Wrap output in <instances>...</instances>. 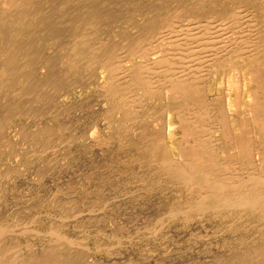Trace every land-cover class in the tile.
<instances>
[{"label":"bare ground","instance_id":"6f19581e","mask_svg":"<svg viewBox=\"0 0 264 264\" xmlns=\"http://www.w3.org/2000/svg\"><path fill=\"white\" fill-rule=\"evenodd\" d=\"M171 2L160 9L149 3L127 11L131 18L145 21L140 27L133 26L138 28L136 36H128L119 45L97 37L118 18L103 2L92 1L76 16L72 53L69 51L74 58L67 56V71H77L85 64L92 84L104 79L113 111L118 109L124 115L120 118L117 113L119 120L130 122L131 129L138 126L139 144L129 140L127 146L148 159L144 160L146 172L138 176L141 184L153 192L168 189L175 195L171 213L187 224L200 220L226 233L252 231V246L246 236L240 237L239 242L247 247L226 264H264V20L257 23L254 13L255 7H264V0H228L231 7L221 9L209 1L192 5ZM42 3L0 0V39H10V44L0 46V88H15L19 83L16 92L21 96L25 91H38L43 82H30L29 74L22 71V60L28 61L24 66L31 65V45H17L15 37L23 36L27 23L45 34H61L58 24L72 19L64 11L59 14L61 21L52 14L53 24L47 23L48 17L39 21ZM45 81L49 83L48 78ZM153 101L154 107L150 105ZM2 181L0 174V194ZM183 194L186 197H178ZM203 226L206 228L205 223ZM7 232L0 226V264H67V256L55 258L68 250L67 246L75 245L73 239L52 230L45 257L29 254L23 259L16 244L4 241Z\"/></svg>","mask_w":264,"mask_h":264},{"label":"rangeland","instance_id":"374dc122","mask_svg":"<svg viewBox=\"0 0 264 264\" xmlns=\"http://www.w3.org/2000/svg\"><path fill=\"white\" fill-rule=\"evenodd\" d=\"M42 1L39 21L48 17L47 23L53 24L51 14L61 21L59 14L64 11L72 19L68 24V19L58 24L61 34H45L41 28L29 27L27 23L23 36L15 37L17 45H31V65L24 66L28 61L22 60V71L29 74L30 82L42 81L43 85L38 91H25L22 96L16 92L19 83L15 88L5 85L0 88V174L3 179L0 226L8 231L4 241L17 245L16 251L22 252L20 258L32 254L42 259L51 246L53 235L50 232L60 231L75 244L67 246L68 250L60 251L61 255L55 258L67 256V264H226L247 247L239 242L240 237L246 236L248 246H252L255 237L252 231L226 233L200 220L187 224L176 213H171L175 195L171 196L168 189L166 193L153 192L146 184H141L138 176L146 172L148 159L141 151L127 146L129 140L139 144L138 126L131 129L130 122L124 124L119 120L124 115L119 114L118 109L113 111L114 104L106 96L104 79L92 84L94 81L85 64L78 66L77 71H67L70 69L65 61L67 56L74 58L71 36L76 16L79 11H86L94 0ZM97 1L103 2L106 10L118 18L97 37L122 45L128 36H136L138 28L133 26L140 27L145 21L140 17L131 18L132 13L127 11L135 5L149 3L160 9L169 0ZM170 1H173L170 4L186 5L209 1L218 9L230 6L228 0ZM62 2L68 3L62 6ZM254 9L260 24L264 20V7ZM94 37L97 42L96 36L92 39ZM4 40L5 37L0 39V46L10 44L9 38L7 42ZM153 104L154 101L150 103L154 107ZM156 108L160 109L159 104ZM168 118L164 119L166 130ZM117 144L121 145L120 149ZM127 164L130 165L126 167ZM184 194L178 197H186ZM53 264L60 263L54 261Z\"/></svg>","mask_w":264,"mask_h":264}]
</instances>
